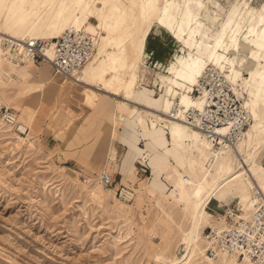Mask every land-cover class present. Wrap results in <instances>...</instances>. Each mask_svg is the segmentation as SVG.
<instances>
[{
  "label": "rangeland",
  "instance_id": "obj_1",
  "mask_svg": "<svg viewBox=\"0 0 264 264\" xmlns=\"http://www.w3.org/2000/svg\"><path fill=\"white\" fill-rule=\"evenodd\" d=\"M164 1L151 0L142 10L140 0H106L98 4L99 11H92L88 19H83L80 27L99 36L97 49L108 40L125 35L137 20L125 43L127 57L122 73L128 75L127 66L137 62V43L144 39L151 25L159 26L156 23L160 17L159 7ZM217 1L226 5L231 3V0ZM247 1L258 12L264 5V0ZM81 6L82 0H0V25L6 34H22L31 24L40 22L32 34L49 39V34L56 33L50 25L56 22L59 7L65 10L67 21L59 25L65 31ZM144 11L150 17L144 15ZM201 11L200 5L195 3V14L199 15ZM102 16H106L112 25L108 31L99 27ZM142 16H147V20ZM179 55L178 60L185 58L184 54ZM170 62L171 59L168 64ZM44 64L39 66L33 61L27 64L25 72L32 73L31 85L36 91L30 96L12 83L0 88V103L3 102L4 106L0 111V264H167L181 257L183 249L178 245L191 219L180 202L177 179L180 173H184V168L191 172L190 158L200 159V155L185 153L190 149L189 141L181 143L176 155L166 153L173 146L167 123L161 122L158 128L164 130V136L154 145L155 151L163 153L166 160L159 168H153L151 161L156 154L147 151L151 139L143 136L147 132L146 123L155 120L150 114H145L147 122L138 126L139 138L134 149L122 140L126 119L135 109L151 106L160 111L164 98L180 102L184 91L178 90L180 95L172 97L167 94L173 75L166 74L168 81L165 80L158 90L153 89L151 83L156 67L148 61L141 64L142 86L136 89V105H128L122 95L118 96L122 106L119 114L117 100L105 92H98L100 101L94 103L87 101L85 96L77 98L73 94V85L70 88L63 86V89L59 84L48 83L53 76L51 68L47 80L37 81L41 76L39 70L46 68ZM211 69L220 68L212 66ZM263 69L264 51L244 61L240 75L251 80L252 71L259 74ZM96 77L94 82L97 83L100 79L107 80L109 74L102 76L97 71ZM16 78L20 77L13 75L11 81ZM91 81L87 80L88 83ZM93 86L97 87L95 83ZM183 86L185 94L194 100L196 96L192 92L195 87L186 83ZM237 90L241 97L242 94L247 96L243 81L238 80ZM157 100L159 102H153ZM7 104L20 118L22 127H30L28 142L19 145L16 126L5 123L3 114ZM90 109L92 114L84 119V113H90ZM77 118V139L70 143L66 141L67 130ZM45 123H48L46 127ZM252 125L254 121L251 119L247 129ZM257 139L263 141L264 130ZM119 142L127 148H122L117 161ZM140 157L149 163L142 162ZM259 160L262 164L257 168V174H262L264 148L259 152ZM212 166L211 161L205 162L204 167L211 170L210 183L215 182L217 173ZM124 171H131L127 179L122 175ZM104 172L115 175L112 186L115 190L117 184L133 189V198L125 201L119 193L114 194L109 189L110 192L95 200L92 193L99 186L98 179ZM155 178L160 189L153 187ZM88 179L90 182L86 183ZM220 201L223 212H209L203 222L204 246L210 244L207 239L209 228L221 227L224 223L226 206L236 205L243 209L244 216H250L253 210V200L240 198L234 193H228ZM121 203L127 208H120ZM217 259L216 264H221ZM199 262L198 252L190 264Z\"/></svg>",
  "mask_w": 264,
  "mask_h": 264
},
{
  "label": "bare ground",
  "instance_id": "obj_2",
  "mask_svg": "<svg viewBox=\"0 0 264 264\" xmlns=\"http://www.w3.org/2000/svg\"><path fill=\"white\" fill-rule=\"evenodd\" d=\"M105 1L82 0V6L69 28H81L83 19H88L92 11H99L98 4ZM150 1L140 0L142 10H145V5ZM195 3L202 8L199 15L194 12ZM14 15L17 16V13ZM144 15H147L145 11ZM147 16L150 17L149 15ZM147 16H142V18L147 20ZM159 16L156 22L159 26L151 25L144 39L137 43V62L127 66L128 75L122 73L125 71V59L127 57L125 43L136 27L137 20H135L131 29L119 39H110L104 46H98L97 49L95 46L96 50H94L90 61L73 78H66L56 73L53 76L51 75L52 77L50 78L47 77L51 64L46 63L44 64L46 68L39 70L41 76L37 81L44 82L47 80L46 78H49L47 80L48 83L59 84L63 89V86H69L70 88L73 85V94L77 98L81 99L85 96L87 101H93L94 103L100 101L97 99L98 92H105L117 100L118 113L120 114L122 106L117 99L119 98L118 96L122 95V100L128 105H136V89H140L142 86L141 64L148 61L156 67L151 83L153 89L158 90L165 80L168 81L169 78H167L166 74L173 75L169 80L172 86L168 88L167 94L172 97L174 94L180 95L178 90L184 91L180 102L175 103L173 99L164 98L160 111L151 106L143 110L135 109L130 118L126 119L122 140L126 145L134 149V143L139 138L137 135L138 126L141 123H146V115L150 114L155 120L146 123L147 132L143 136L151 139L147 145V151L156 154L151 161V166L155 167V169L159 168L160 163L166 160L163 153L159 154L155 151L156 146L154 144H156L157 139L164 136V130L158 128L159 123H167L166 126L171 136L173 148L166 153L171 154V156L176 155L183 141L191 143L190 151L186 150L185 153L187 155L198 153L200 159L190 158L191 172L184 168V173H180L177 179V186L181 195L180 202L191 219L190 226L183 233L178 245V247L183 249L182 256L170 262L166 260V262H168L167 264H190L199 252L200 262L198 264H216V259L206 254L208 246L202 244L204 241L202 238V225L207 220L206 214L209 212H223L220 209V200L228 193H234L239 195L240 198L253 200L252 204H254L255 194L264 195V171L262 174H257V168L262 164L259 160V152L264 148V139L263 141H258L257 139L264 130V86L262 85L264 84V71L259 74L256 70L252 71L251 80H245L240 75V69L244 68V61H247L249 57H255L256 53L264 51V5L258 12L247 0H231L229 5L217 0H207V2L205 0H165L159 7ZM55 19L56 22L52 23L50 28L55 30L56 33L49 34V39L60 38L64 32V29L59 26L62 21H67L63 7H59ZM38 24L40 22H34L30 25L29 30L22 34H6L0 25V88L12 83L16 88L19 85L18 88L25 90L26 96L34 93L35 88L31 85L32 73L25 72L30 61L19 66L9 64L4 57V41L8 38L22 40L41 39L40 35L39 37L32 34ZM153 26L156 27L157 33H169L176 40L170 64H165L156 59L155 50L148 48L146 44L147 37ZM99 27L108 31L112 25L106 16H102ZM55 34L58 36H53ZM179 54H184L185 58L181 57L178 60ZM175 60H178V62L176 61V63ZM212 66L219 67V70L226 74L235 85L237 93L238 80L246 84L247 96L242 94L243 104L249 110L251 119L254 121V125L246 130L244 137L236 144L230 146L222 145L219 149H214L216 146L213 141L207 138L200 130L191 126L187 122L185 115L191 108H201L202 104L199 99L195 98L192 100L189 95L185 94L186 91L183 84L186 83L196 88L200 78ZM97 71L102 76L109 74L107 80L105 78L98 80L97 83L94 82L98 78L96 77ZM13 75L20 78L11 81ZM88 79L92 81L88 83ZM84 82L86 83L84 84ZM94 83L97 87L93 86ZM153 102L157 103L159 100ZM3 107V102H1L0 111ZM7 109H11L10 104H7ZM16 117L18 132H15L18 144L21 145L24 142H28L27 131L30 130V127L23 128L20 118ZM226 133L227 128H221L217 131V134L221 136ZM206 161H211L213 170L217 172L214 183H210L209 179L211 170L204 167ZM129 173L131 171H124L122 175L127 179ZM85 182L89 183L90 180L88 179ZM98 182L99 186L92 193L94 199H100L110 190L114 194L117 193L115 188L102 184L101 176ZM120 185L123 186L122 184ZM120 185L117 184L116 186L119 188ZM153 187L160 189L159 184L156 183V178L153 182ZM120 208L126 209L127 207L121 203ZM223 225L224 223L221 226ZM217 260L221 264H249L236 256L225 254L221 255Z\"/></svg>",
  "mask_w": 264,
  "mask_h": 264
},
{
  "label": "built area",
  "instance_id": "obj_3",
  "mask_svg": "<svg viewBox=\"0 0 264 264\" xmlns=\"http://www.w3.org/2000/svg\"><path fill=\"white\" fill-rule=\"evenodd\" d=\"M98 38L97 34L85 28L76 27L66 29L60 38L48 40L8 38L4 41V57L14 66L28 61L50 63L56 74L73 78L92 58ZM192 93L200 100L202 107L191 108L185 113L191 126L200 130L217 147L234 145L244 137L251 115L226 74L217 69L207 70ZM3 117L8 126L18 124L12 110L5 108ZM221 128H227L223 136L217 134ZM101 182L112 187L115 178L104 172ZM117 193L125 201H130L134 196L133 189L127 186H120ZM226 208L224 225L208 230L210 244L207 254L213 259L225 254L249 264H264L263 197L255 194L253 210L248 217L236 205Z\"/></svg>",
  "mask_w": 264,
  "mask_h": 264
},
{
  "label": "crops",
  "instance_id": "obj_4",
  "mask_svg": "<svg viewBox=\"0 0 264 264\" xmlns=\"http://www.w3.org/2000/svg\"><path fill=\"white\" fill-rule=\"evenodd\" d=\"M127 2V1H126ZM128 5V3H127ZM95 22L98 23L97 20L93 19ZM149 40V41H148ZM158 42V43H157ZM176 40L175 38L169 34V33H157L156 32V27L153 26L151 32L149 33L148 37H147V41H146V44L148 46V48H152L155 50L156 53V56L155 58L158 59L159 61H162L164 62L165 64H168L171 57H172V53L173 51L175 50V46H176ZM168 50V51H167ZM35 63V62H33ZM44 63H40L38 64L39 66L42 65ZM87 68V67H86ZM51 73L54 75V69L52 68L51 66ZM90 113H84L83 115V118L84 119H87L89 114L91 115L92 112H91V109L89 110ZM87 111V112H89ZM93 111V110H92ZM82 117V116H81ZM80 117V118H81ZM79 118L76 119V121H74V123L72 124V126L67 130V135H66V141H69L70 143L72 142L73 139H77L75 138L77 136V124H79ZM82 120V119H81ZM111 121V120H110ZM48 123H45L44 126L46 127ZM76 126V127H75ZM142 141V140H141ZM119 146L117 147V161H118V158L119 156L121 155L122 153V148L124 150V148H127L124 144H122L121 142H119ZM122 145V146H120ZM139 159H141L142 162L144 163H149V161H144V159L142 157H140ZM120 174L119 172H116V174ZM121 175V174H120ZM122 176V175H121ZM114 178H115V175H114ZM122 180V179H121Z\"/></svg>",
  "mask_w": 264,
  "mask_h": 264
}]
</instances>
